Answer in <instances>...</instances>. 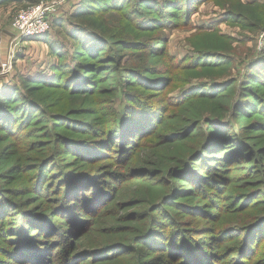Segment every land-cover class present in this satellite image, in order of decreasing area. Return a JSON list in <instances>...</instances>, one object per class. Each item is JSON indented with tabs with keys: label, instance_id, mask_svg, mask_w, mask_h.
I'll return each instance as SVG.
<instances>
[{
	"label": "trees",
	"instance_id": "trees-1",
	"mask_svg": "<svg viewBox=\"0 0 264 264\" xmlns=\"http://www.w3.org/2000/svg\"><path fill=\"white\" fill-rule=\"evenodd\" d=\"M199 1L80 0L69 57L37 36L62 55L53 75L0 88V264H264V65L240 102L206 84L169 96L180 62L154 60L160 32ZM237 13L261 20L256 7ZM129 49L146 61L116 75ZM135 82L146 94L127 90ZM231 164L249 165L241 177L259 190L224 176Z\"/></svg>",
	"mask_w": 264,
	"mask_h": 264
},
{
	"label": "rangeland",
	"instance_id": "rangeland-1",
	"mask_svg": "<svg viewBox=\"0 0 264 264\" xmlns=\"http://www.w3.org/2000/svg\"><path fill=\"white\" fill-rule=\"evenodd\" d=\"M79 1L40 0L25 6L15 3L0 6V88H10L19 84L21 77H32L40 75L42 72L48 76L53 75V64L58 62L60 57L65 55L66 50H70L74 45L68 30L78 31L76 25L71 23V21L77 22L71 14L78 6ZM134 1L130 0V3L134 4ZM51 2H54L55 5H51V12L47 16L50 29L41 34L21 37L15 26V21L20 13L30 6ZM249 7L257 8L261 20L251 17L245 20L243 14L238 16L237 11ZM178 10H182V8L180 7ZM144 11L148 12V9H144ZM109 18L110 20H122L123 23L127 20L126 16L120 13H115L113 16L111 14ZM160 33L165 42L159 46H164L165 51L154 54L156 65L159 66L164 62L168 64V60L172 59H167V54L174 57V62H180V66L177 65V68L171 64L175 68L172 73L175 80L171 85H164V93L169 96H178L182 91L206 84L214 86L213 88L218 91H228L235 96L236 101L239 99L241 102L240 91L248 82L251 69L264 65V0H200L197 8L191 13L189 23L184 22V14L179 13L176 24L163 29ZM42 34H47L53 43L65 47V52L60 57L51 52L49 43L38 38ZM37 41H41V43H37ZM140 41H148V35L142 36ZM107 52L110 56H115L113 49H107ZM159 54L162 55L158 56ZM65 56L69 57L70 55ZM145 61L144 51L129 49L124 53L122 64L117 65L116 75L124 77L127 68L143 65ZM189 62H196V65L193 66L194 71L180 69L181 66ZM3 69L7 70L6 74L1 72ZM136 84L137 82L130 84L127 90L140 95L146 94L144 91H140ZM229 84L232 86L229 87ZM118 86L114 85L115 88ZM118 88L121 92L117 94L115 108L122 111L125 106L123 90ZM254 113L255 111L241 116L242 121L240 122L246 124L253 118ZM228 118L231 116L228 115ZM226 120L229 119L226 118ZM137 155L138 149H135L133 161L129 167L133 166ZM248 166L246 164H231V170L224 171L222 174L225 176L224 173H228L237 186L242 185L253 191L259 190V187L256 186L257 183L253 184L241 177L244 174L241 172ZM81 167L84 170L95 171L97 165ZM167 190V188L163 189L162 194H165ZM261 197H264V194H261ZM153 199L159 200L160 196L156 195Z\"/></svg>",
	"mask_w": 264,
	"mask_h": 264
},
{
	"label": "built area",
	"instance_id": "built-area-1",
	"mask_svg": "<svg viewBox=\"0 0 264 264\" xmlns=\"http://www.w3.org/2000/svg\"><path fill=\"white\" fill-rule=\"evenodd\" d=\"M51 5H55V3L30 6L20 13L15 21V26L18 28L21 37L41 34L50 29L47 16L51 12ZM1 72L6 74L7 70L3 69Z\"/></svg>",
	"mask_w": 264,
	"mask_h": 264
},
{
	"label": "crops",
	"instance_id": "crops-1",
	"mask_svg": "<svg viewBox=\"0 0 264 264\" xmlns=\"http://www.w3.org/2000/svg\"><path fill=\"white\" fill-rule=\"evenodd\" d=\"M37 43H41V41H37ZM40 68H42V67H40ZM40 68H39V69H40ZM39 69H38V70H39ZM39 73H40V72H39ZM39 73H38V74H39Z\"/></svg>",
	"mask_w": 264,
	"mask_h": 264
}]
</instances>
